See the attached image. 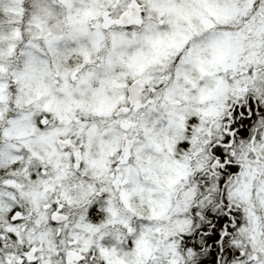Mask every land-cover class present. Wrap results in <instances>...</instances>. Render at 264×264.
<instances>
[{"label": "rangeland", "instance_id": "1", "mask_svg": "<svg viewBox=\"0 0 264 264\" xmlns=\"http://www.w3.org/2000/svg\"><path fill=\"white\" fill-rule=\"evenodd\" d=\"M136 1L144 18L122 30L130 0H0V234L29 247L0 264H87L92 244L105 264H192L184 238L212 194L233 221L227 264H264V117L246 139L230 120L264 105V0ZM137 78L134 145L111 178L122 121L105 117Z\"/></svg>", "mask_w": 264, "mask_h": 264}, {"label": "flooded vegetation", "instance_id": "2", "mask_svg": "<svg viewBox=\"0 0 264 264\" xmlns=\"http://www.w3.org/2000/svg\"><path fill=\"white\" fill-rule=\"evenodd\" d=\"M132 1L137 2L136 0H130V4L128 5V10H129L128 13H126L125 6L120 11V13H119L120 25H118L117 28L122 29V30H128L129 28H132L133 25H135L136 23L139 24L140 22H142V20L144 18L143 17L144 16V7H143V9H141L140 12L138 11L137 13H135V11L131 10ZM111 14H112V12H111ZM112 18L115 19L116 15L112 16ZM111 28L114 29V28H116V26L111 27ZM110 73H111V70H110ZM127 83L128 84H126L127 86H126L125 93H124L125 97L123 98L122 105L118 106L114 110V112L112 111L111 116L105 117V121H104V124L106 125V127L111 128V132H113V130L115 129L117 122L122 121L121 123H119L120 124L119 128H121V130L118 133L119 134L118 138L120 140L119 143H120L121 150L118 153V157H117L118 159H115V157H114L115 151L113 150V151H111V157H110L111 160H110V162L108 161L109 164H111V165H109L111 167V178H113L115 172L119 171L118 167L126 165L128 162L130 155L126 157L125 153L128 150L132 149V147L134 145L133 140H134V137L136 136V133H135V134H132L131 136H129L130 138H127L128 130L130 129L129 127H132L134 124V122H133L134 114L132 113V109L135 106V104H142L145 91L147 90L146 84H144L139 78L127 81ZM134 83H138L137 86L133 85V86H136V92L138 93V97H137V99L132 101L130 99V96H129V86L134 84ZM158 88L159 87L156 86V89H158ZM119 119H121V120H119ZM124 120L126 121V123L123 122ZM230 120L233 122H236V124H238V125L239 124L241 125V118L240 117L231 118ZM231 121H230V123H231ZM240 128L241 127H239V126H234L233 129L238 132ZM113 137L111 135V144L113 141ZM58 142L60 143L61 140H59ZM62 142H63V144H62L61 148L64 151L71 150V147H69L68 142H66V141H62ZM65 143L67 144V147H66ZM72 156H73V159L75 162V165H74L75 168L79 169V166L81 167V165H78L79 158L77 157V154H73ZM209 198H210V200H208ZM206 199H207L206 201L204 200L205 201V204H204V210L205 211H204L203 223L195 225V229H194V232L192 234L196 235L198 238H200L201 236H204L207 238L208 250H209L208 251L209 256H208L207 264H227V263H229L230 260H232L233 257L230 258L228 252L224 249V248L228 247L227 244L225 243L228 240V237L226 236V230L229 231L230 226L232 228V222L233 221L224 222L223 212L225 209V203L220 198L218 199L219 202L217 204L222 203L224 205V206L221 205V208H223V209L220 210V211H222L221 212L222 216L219 217V220L215 221V218L212 217V208H213L212 207V197H207ZM96 200H98V199H96ZM217 209H218V207H217ZM225 213L226 212H224V214ZM58 217L62 218L63 216L59 215ZM218 221H219V223H218ZM217 224H219V225H217ZM219 227L222 229H220ZM223 228H225L226 230H224ZM231 228H230V230H231ZM213 229L216 230V233L218 234V238H219L218 242L220 243V248H219L218 252L214 251V249H215L214 246H213V248H211V244H214L213 238H212L213 237ZM223 242H224L226 247L223 246ZM212 252H213V254H212ZM234 252L237 253V255H236V257H237L239 254V249L238 248L236 249L234 247Z\"/></svg>", "mask_w": 264, "mask_h": 264}, {"label": "trees", "instance_id": "3", "mask_svg": "<svg viewBox=\"0 0 264 264\" xmlns=\"http://www.w3.org/2000/svg\"><path fill=\"white\" fill-rule=\"evenodd\" d=\"M25 1H27V0H25ZM247 102H249V105H250L249 109H246L245 105L244 106L242 105V108L243 109L245 108L244 110H246V112L248 110V112L242 113V115H240L242 130H241V128L239 129L238 135L242 136L241 139H246L245 137H247V136L245 135V133L253 125V120H252L253 115H257L258 117H261V118L264 117V105H262L260 102L255 104L254 99H251V97L247 100ZM257 102H258V100H257ZM256 107H257V109H256ZM187 125L191 126L190 123H188ZM189 138H191V136ZM183 142H184V144H182V142L179 143L180 145L178 144L177 150L180 154H182L181 153L182 149L184 150V148L187 147L188 138H185V140H183ZM179 153H177L176 155H178ZM10 169H11L10 167L0 165V176L7 175L8 171ZM32 178H34V177H32ZM224 180H225V178L222 177L221 183L224 182ZM210 197H212V207H213L212 217L215 218V221H216V220H219V217L222 216V213H221L222 211H216L214 209V206L217 205L216 203L219 202V200H218L219 197L216 196V194H214V195L212 194V196H210ZM221 198H223V197H221ZM96 199L97 198L92 200L91 201L92 203H90V208L88 210V221H90L91 223L94 222V223L99 224V223L106 220V213L103 209V204H104L103 200H101V199L96 200ZM222 201L226 205L225 198H223ZM17 207H18V211L21 212L22 211L21 207H19V206H17ZM204 211L205 210L203 209V211H202L203 217H204ZM11 223H13V222H11ZM201 223H203V219H202ZM218 223H219V221H218ZM217 225H219V224H217ZM0 229L3 231L2 228H0ZM220 229H222V228H220ZM4 233L11 236V237H9L7 235H1L0 234V258L4 255V253H10L11 251H13L14 253H22L24 251L29 250V247L27 246V244H25V242L18 241L17 239L14 238V236L12 234L10 235L6 232H4ZM107 237L110 239L109 236H107ZM212 238H213L214 244H211V248H213V246H214L215 247L214 251L218 252V250L220 248V243L218 242L219 241L218 240L219 239L218 234L216 233V230H214V229H213V237ZM105 239H107V238H105ZM184 241H185V245L190 246V248L192 249V251L194 253V255H193L194 257L192 259V264H207L208 256H209L207 238L204 236H201L200 238H198L196 235L191 234V235H186V237L184 238ZM101 243L104 246H109V244L106 243V240L102 239ZM225 243L227 244L228 247L225 246L224 242H223V246L226 247L224 249L228 252L230 258L236 257L237 253L234 252V247L232 246V244H230L229 240H227V242H225ZM92 246L93 247L84 255V257H83L84 261L87 264H105L103 259L99 255L96 254L98 252L96 249V245L92 244ZM212 254H213V252H212Z\"/></svg>", "mask_w": 264, "mask_h": 264}, {"label": "water", "instance_id": "4", "mask_svg": "<svg viewBox=\"0 0 264 264\" xmlns=\"http://www.w3.org/2000/svg\"><path fill=\"white\" fill-rule=\"evenodd\" d=\"M141 8H142V6H140V5L137 6L135 3H132V5H131V9L133 11H135V10L138 11V9H141ZM135 13H136V11H135ZM137 84L138 83H134V84H132V85L129 86V96H130V99L132 101H134L138 97V93L136 92V86H137ZM133 85H136V86H133ZM57 219L59 220V219H61V217H58Z\"/></svg>", "mask_w": 264, "mask_h": 264}]
</instances>
